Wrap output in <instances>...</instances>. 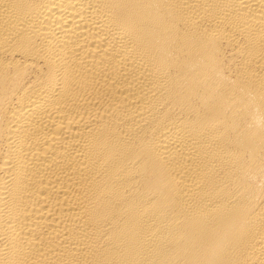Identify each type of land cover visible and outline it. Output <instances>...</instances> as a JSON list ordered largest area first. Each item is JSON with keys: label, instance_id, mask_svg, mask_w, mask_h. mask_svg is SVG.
<instances>
[{"label": "bare ground", "instance_id": "obj_1", "mask_svg": "<svg viewBox=\"0 0 264 264\" xmlns=\"http://www.w3.org/2000/svg\"><path fill=\"white\" fill-rule=\"evenodd\" d=\"M0 264H264V0H0Z\"/></svg>", "mask_w": 264, "mask_h": 264}]
</instances>
